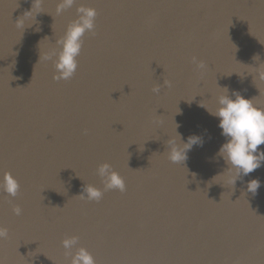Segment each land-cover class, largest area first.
<instances>
[{
  "label": "water",
  "instance_id": "95a60500",
  "mask_svg": "<svg viewBox=\"0 0 264 264\" xmlns=\"http://www.w3.org/2000/svg\"><path fill=\"white\" fill-rule=\"evenodd\" d=\"M58 3L0 0V181L20 184L0 189V264H70L71 236L96 264H264V164L231 183L206 110L225 87L264 106V0H76L57 15ZM81 4L97 10L96 34L57 81L44 57ZM32 7L37 23L17 29ZM178 134L203 139L183 163L168 158ZM103 163L126 191L104 190ZM87 185L102 199L82 198Z\"/></svg>",
  "mask_w": 264,
  "mask_h": 264
},
{
  "label": "clouds",
  "instance_id": "9594fccd",
  "mask_svg": "<svg viewBox=\"0 0 264 264\" xmlns=\"http://www.w3.org/2000/svg\"><path fill=\"white\" fill-rule=\"evenodd\" d=\"M40 0H37L39 4ZM76 3V0H59L57 4V15L62 14L65 10L70 9ZM33 12H26L16 23L17 29L24 30L25 27H31L36 24V17L40 12L35 13L36 23L30 26L26 23L27 18ZM77 19L72 21L64 34V36L56 40L55 47L45 54V59L53 60L56 73L54 79L69 80L71 79L77 69V57L83 47V37L85 33L96 34V17L97 10L92 7H86L81 4L77 9ZM36 31H40L37 26ZM260 59L259 55H255L253 60ZM193 62L197 64L198 68H204L202 61H197L193 58ZM254 79L264 81V69L254 67ZM226 93L217 97V108L215 111L206 110L216 117L219 121L218 128L221 130V135L225 138L217 153L227 165L228 170L234 173V179L230 182L235 185L238 178L247 176L264 164V149L260 146L264 144V106L255 103V98H246L238 91H233L232 96L228 95L229 89ZM154 92L158 93L159 88H154ZM202 106V105H201ZM204 107V106H202ZM177 132V131H176ZM179 135V134H178ZM180 140L170 143L168 158L173 163H183L187 159V153L193 146L203 145V139L199 135H192L188 137L187 142ZM190 147H185L189 145ZM98 175L104 182V190L118 189L121 192L126 191V183L124 178L112 168L109 163H103L98 168ZM260 188V181L253 179L247 183V191L253 195L258 193ZM0 189L12 197H15L20 191L19 182L12 176L11 173H5L3 180L0 181ZM82 198L88 200L99 201L103 197V191L94 185L84 186L83 192L80 195ZM15 215H22L23 209L19 206L13 208ZM8 236V229L0 226V239ZM77 236L65 238L62 243L66 250V255L71 257L70 264H96L93 255L84 247L78 248L73 255L71 249L78 243Z\"/></svg>",
  "mask_w": 264,
  "mask_h": 264
}]
</instances>
